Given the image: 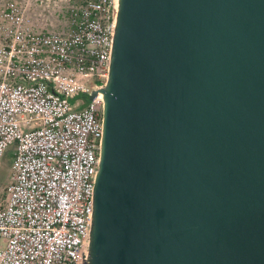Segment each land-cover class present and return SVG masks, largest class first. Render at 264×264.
Returning <instances> with one entry per match:
<instances>
[{"label": "water", "instance_id": "water-1", "mask_svg": "<svg viewBox=\"0 0 264 264\" xmlns=\"http://www.w3.org/2000/svg\"><path fill=\"white\" fill-rule=\"evenodd\" d=\"M84 264H264V0H118Z\"/></svg>", "mask_w": 264, "mask_h": 264}, {"label": "built area", "instance_id": "built-area-1", "mask_svg": "<svg viewBox=\"0 0 264 264\" xmlns=\"http://www.w3.org/2000/svg\"><path fill=\"white\" fill-rule=\"evenodd\" d=\"M118 0H82L67 30L35 31L22 4L0 11V264H84L103 137L102 95ZM88 98V100L85 99Z\"/></svg>", "mask_w": 264, "mask_h": 264}, {"label": "rangeland", "instance_id": "rangeland-1", "mask_svg": "<svg viewBox=\"0 0 264 264\" xmlns=\"http://www.w3.org/2000/svg\"><path fill=\"white\" fill-rule=\"evenodd\" d=\"M11 0H0V11ZM22 4L25 16L35 31L67 30L69 9L82 0H16ZM10 150L14 154L13 147ZM9 150L0 161V192L8 186L11 178L13 159Z\"/></svg>", "mask_w": 264, "mask_h": 264}, {"label": "trees", "instance_id": "trees-1", "mask_svg": "<svg viewBox=\"0 0 264 264\" xmlns=\"http://www.w3.org/2000/svg\"><path fill=\"white\" fill-rule=\"evenodd\" d=\"M85 99H86V100H88V98H87V97H85ZM13 150H14V148H13ZM9 151H10V152H9V154H8V155H9V156H11V157H12V159L14 160V154H13V152H12L10 149H9ZM12 163H13V162H12Z\"/></svg>", "mask_w": 264, "mask_h": 264}]
</instances>
